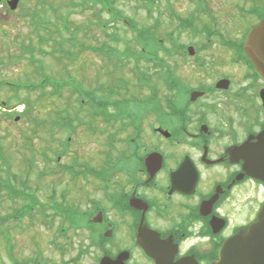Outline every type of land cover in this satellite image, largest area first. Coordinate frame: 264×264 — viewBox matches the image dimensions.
I'll list each match as a JSON object with an SVG mask.
<instances>
[{
	"label": "flooded vegetation",
	"instance_id": "flooded-vegetation-1",
	"mask_svg": "<svg viewBox=\"0 0 264 264\" xmlns=\"http://www.w3.org/2000/svg\"><path fill=\"white\" fill-rule=\"evenodd\" d=\"M200 8L170 27L171 64L155 77L165 99L122 101L113 152L110 135L101 134L100 158L83 162L75 154L64 164L70 147L60 142L57 177L71 175L73 187L81 181V196L78 203L69 201L71 190L56 197V212L70 215L56 217L58 226L43 232V264H216L224 243L257 220L264 182L250 175L247 160L264 132V75L245 44L264 22V0L224 7L227 26ZM236 16L249 24L229 30L242 25ZM95 120L103 121L84 116V124L72 123L74 137L79 130L93 136ZM106 122L102 129L109 132ZM239 192L246 193L247 223L232 225L226 210ZM147 245L157 252L148 253ZM34 259L18 261L10 252L8 262Z\"/></svg>",
	"mask_w": 264,
	"mask_h": 264
},
{
	"label": "rangeland",
	"instance_id": "rangeland-1",
	"mask_svg": "<svg viewBox=\"0 0 264 264\" xmlns=\"http://www.w3.org/2000/svg\"><path fill=\"white\" fill-rule=\"evenodd\" d=\"M105 1V0H104ZM118 1V0H117ZM151 4H145L142 0H121L117 2L118 8L122 11L123 15L133 20L143 32V34L150 37L152 35V43L151 41L146 42L145 46L134 45L137 49L136 54L145 55L147 51H151L153 53L154 58H162L166 65L169 66V58L166 55H163L164 50L168 51V43L166 41L168 34L171 32L170 27L176 24V21H182L188 15L194 14L196 11V6L190 0H149ZM71 2L80 3V0H20L17 11L8 12L6 8V4L2 3L0 6V60H4L7 62V66L0 65V82L12 83V84H21L24 87L32 86L41 83L44 79L48 77L52 82H61L68 80L69 76L75 77L81 85L86 89H96L97 84H104L106 87L110 85V78L107 77L108 72H104L101 70L102 67V59L99 58V54L97 53H86L79 57L78 61L75 63H71L66 59L56 60L48 55H39L37 52L34 56L25 55L23 52L22 43L26 40V36L29 35V31L33 29L31 25L35 23H40L45 30L50 33L55 28H57L60 24L61 27V16L63 15L68 20L72 21V23L76 25H87L90 21H95V13L96 11L92 10H83L82 5H72ZM238 3V0H201V8L200 10H206L208 15L210 13L215 16L218 20L222 19L223 24H230L228 22L229 18L226 17L225 13H227L224 7L234 6V4ZM246 7L248 8L247 4ZM147 9L153 10L151 14H147ZM246 9V8H244ZM68 11V12H67ZM73 11V13H72ZM33 12L39 13L38 19L36 22L32 20L31 14ZM200 15H203L200 13ZM150 18H149V17ZM177 16V20L175 18ZM244 17V16H243ZM104 20H107L108 17L106 14L102 15ZM201 20L206 21L207 19L204 16L200 17ZM235 23H241L242 25L236 24L234 27H230L229 30H236V26L243 27L248 26V20H243L236 16L234 19ZM28 23V24H27ZM96 23V21H95ZM31 24V25H30ZM159 24V26H157ZM223 26V24L220 22ZM122 25V26H121ZM233 25V24H231ZM227 26V25H225ZM122 29V32H119L121 37H131L130 32L125 31L124 24H120L119 26ZM191 31V29H188ZM111 33L112 30H107ZM92 36L95 41L90 40L89 42L96 45L97 43L107 42V38L103 32H99L97 27H93L91 31ZM179 32V31H178ZM19 38V44H15L18 41L15 39ZM78 39H82V35L80 34ZM183 41V40H182ZM35 45L37 46V42L35 41ZM115 46V44H113ZM132 45V46H133ZM156 46V48H155ZM117 47L122 48V45L119 44ZM55 48V46H54ZM53 44L50 43L43 47L46 52H50L53 49ZM157 51V52H156ZM17 56L24 58L18 62H16ZM122 62H127L125 59L122 60L121 56H117ZM30 59L38 60L34 65L31 64ZM132 62L130 68H132ZM145 64L140 63V66L144 67ZM150 68L153 69V65H149ZM39 68V74H34V69ZM154 71L152 70V74ZM68 74V77L67 75ZM127 73V82L131 85L130 91L120 90V93H125V98H129V101L133 99V97L138 94V90H134V85H137V78L132 77ZM124 76V71L122 75ZM122 78V77H121ZM126 78V77H125ZM114 81V80H113ZM129 85V86H130ZM133 86V87H132ZM160 89L161 95L160 99L164 100V96L166 95V91L158 87ZM109 91V88H106ZM50 91V89H47ZM140 94H142V91ZM156 92V91H155ZM97 94H99L97 92ZM143 96H138L143 99H151L150 92L143 91ZM39 92H31V94H26L25 91H20L18 94L19 99L31 98V101H35L40 105L37 106L35 112H42L43 115L39 117V120H50L49 117H46V114L52 113L54 109L52 108V103L55 106H65L69 101L73 102L75 98L72 97L71 92L68 88L63 90V96L61 99H54L50 101V98L45 95V98L39 101ZM12 93H10L9 87L7 89H3L0 91V102H10L12 99ZM179 97V96H178ZM18 100H12L10 102V108H14ZM40 102V103H39ZM122 102V101H120ZM60 107H57L58 109ZM56 108V109H57ZM78 106L76 104H72L70 112L73 113ZM40 109V110H39ZM45 109V111L41 110ZM24 107L19 106L13 110H5L0 107V139L3 147V153L5 157L9 160L10 172L14 175H17L18 178L24 177L27 174V171L30 168H33L32 174L30 178V187L37 189V197L40 198L41 202L44 204H51L50 195L53 187H56L57 196L63 190H71L70 191V202L78 203V199L75 200L79 195V185L82 184L76 182V184L72 185V182L69 176H61L55 177L54 175L46 176L42 179L38 178V172L44 170L45 162L41 157V153L45 148H52L54 150H60L59 144L61 141L65 140V133H57L55 132L53 136L50 135L49 125H42L41 128H38L36 136L33 137L31 129H33L34 125L33 121L37 120L34 117H26L20 120L19 122L14 121L15 116H20L21 112H23ZM131 111H135L136 109L131 106ZM57 110H55L56 112ZM91 113H96L97 110H90ZM36 113V114H37ZM88 115V114H87ZM86 115V116H87ZM115 129V128H113ZM111 131V129H110ZM114 132V131H113ZM76 141L74 142L72 139V144L70 146L69 151L67 152V157L63 159L64 164H69L74 159L75 154L80 157L83 162H90L94 159L100 158L102 151H105V147L100 143L104 140V136L98 132L97 135H89L85 131H78L75 137H72ZM100 143V144H98ZM119 148V144L116 145ZM2 160L0 159V166H2ZM10 173V174H11ZM11 174V175H12ZM28 175L25 176V179ZM7 178V175H3V178ZM60 179V182H58ZM19 180V179H18ZM72 187V189H70ZM86 187V186H85ZM87 189V188H86ZM88 190V189H87ZM82 191V189H81ZM246 193H237V197L234 200L233 204L230 205V208H227V214L232 212L230 216L232 221V225H244L247 223L248 211L247 208H241L242 202L247 197H242L241 195H245ZM248 197L252 196L253 193L247 194ZM261 195V196H260ZM85 196V195H84ZM263 194L254 192V198L258 199L262 198ZM253 199V200H255ZM21 205L13 206L4 198L0 199V214L2 216H6L8 213L13 212L14 208H19ZM85 205H83L84 207ZM40 208L34 211V221L31 222L28 219H24L20 225L15 224L14 222L6 221L4 228L9 229L10 232L6 233V237L4 241L0 237V264H9L8 257L6 255V249L8 246V251H10L15 259L18 261H22L23 258H28L31 255H35V259L31 262L32 264H43L44 260L38 259L40 253H43L45 249L42 235L43 232H47L46 229L49 227L44 226L41 223V219H39ZM55 220V222H54ZM51 225L53 227H57L59 224L58 219L51 218ZM11 247V248H10ZM7 251V252H8ZM40 258V257H39ZM49 258L45 259L48 260Z\"/></svg>",
	"mask_w": 264,
	"mask_h": 264
},
{
	"label": "trees",
	"instance_id": "trees-1",
	"mask_svg": "<svg viewBox=\"0 0 264 264\" xmlns=\"http://www.w3.org/2000/svg\"><path fill=\"white\" fill-rule=\"evenodd\" d=\"M121 1V0H118ZM117 0H81L82 2V9L83 10H92L96 11L95 13V18H96V23L95 21H90L87 25H76L72 23V21L67 20L64 16L61 17L60 23L63 27L64 30H61L60 24L57 28H55L53 31L48 33L45 28L42 27L40 23H35L34 25H31L33 27L32 30L29 31V35L26 36V40L22 43L23 45V52L24 56L29 55V56H34L35 53L37 52L39 55H48V57H51L56 60H63V59H68L71 63H75L78 61L79 57L83 54H90V53H97L99 54L100 57H102V67L101 70H103L105 73L109 71V74L107 77L110 78V88L108 93L110 96H116L120 95V92H117V90H120L122 87V76L119 74L118 71L113 72L114 69L120 70L122 69L121 60L117 57L119 53H122V49L117 47L119 44H122V37H118L117 33H110L107 31L109 29L108 23L104 24L101 22V9H99V5H103L104 8H109L111 12H114L116 10V13L118 14L120 10L118 9L117 5ZM39 16V13L33 12L31 14L32 20L34 22L37 21ZM119 17L114 20V22L118 23ZM63 19V20H62ZM113 22V21H111ZM115 23V24H116ZM28 24V23H27ZM93 27H97L99 32H103L104 35L107 38V42L103 43H97L96 45L90 43V40L95 41L96 38L92 36L91 29ZM82 35V39H78L79 35ZM141 36H144V38H148L145 36V34H141ZM151 36V34H150ZM153 37H149L146 39V42L151 41L152 43ZM18 41L15 44H19V38H16L15 41ZM35 41L37 42V46L35 45ZM52 43L53 48H55L50 51L46 52L43 47ZM115 44V46L113 45ZM153 44V43H152ZM143 46H145V43H143ZM156 47V46H155ZM149 54H151V51H147ZM23 57L20 58V56H17L16 62L22 60ZM26 58V57H25ZM24 58V59H25ZM38 60L35 59H30V62L32 65H34ZM0 65L2 66H7V62L4 60H0ZM34 74L38 75L39 74V68L34 69ZM68 75V74H66ZM69 78H72L69 76ZM114 80V81H113ZM100 84V83H98ZM6 86H9L10 93H12V100H18L17 105H24L25 106V111L21 113V120L26 117H34L37 120L33 121V124H35L33 129H31L32 134H36L37 129L39 126L44 124L49 125L50 131L53 134L55 132L54 127L56 126L57 121L54 120L56 112L58 111V108L55 107L54 103H52V108L54 109L53 114L50 112L46 114V117H49L51 120V124L49 121H40L39 117L43 115L42 112H35L37 106L40 107L39 104L36 103V100L31 101V98H24V99H19L18 94L20 91L25 90L26 93L29 95L31 92H39V101L43 98H45L46 94L49 98L50 101L56 99L58 97V93L60 92L62 94V89L66 87H70L69 85H58L56 86L55 82H52L51 79L48 77L47 79H44L41 83L24 87L21 84H10L6 82H0V91L3 90V88H6ZM47 89H50V92H47ZM99 89V88H98ZM97 89V90H98ZM73 94H80V95H88L89 96V105H94V108L96 107H103L105 106V101L106 97L104 95L106 94V90L102 91L101 94L102 96H99L96 92L93 91L92 89H89L88 91H84L83 88H81V85L78 83L76 85L72 84V88L70 89ZM118 94V95H117ZM121 96V95H120ZM111 98V97H110ZM39 102V103H40ZM120 102V101H119ZM117 103L118 110H122V105L120 103ZM10 104V102H8ZM122 103V102H121ZM8 105V104H7ZM9 106V105H8ZM41 108V107H40ZM57 108V109H56ZM40 110V109H39ZM45 111V109H41ZM55 110H57L55 112ZM37 113V114H36ZM97 115V114H96ZM104 117H106V114L102 113ZM81 125L83 123L79 122ZM69 128H71L72 124H68ZM0 157L2 158L3 162L5 165L9 164V160L5 157L3 153V148H2V143L0 139ZM1 169V168H0ZM32 170L28 171V175L30 176L32 174ZM69 172L72 170L69 169ZM4 174L3 169L0 170ZM10 170L7 171L8 178H3L0 174V196L5 195L7 198H11L13 201V204L15 205H21L15 212L11 214H7L6 216H2L0 214V232L1 230H7L4 228L5 222L8 220H13L15 219L17 222L20 223L22 219L26 217V215H29V217L32 219V222L34 221V218L32 217L34 215V211L38 209L39 203L37 200V189H34L30 187V182H29V176L28 178L25 179V177L18 178L14 174H10ZM6 174V172H5ZM59 172H56L55 175H58ZM45 176V174L42 172L40 176ZM38 174V177H40ZM19 179V180H18ZM30 199L29 200H27ZM29 202V203H27ZM6 232H10L7 230Z\"/></svg>",
	"mask_w": 264,
	"mask_h": 264
},
{
	"label": "water",
	"instance_id": "water-1",
	"mask_svg": "<svg viewBox=\"0 0 264 264\" xmlns=\"http://www.w3.org/2000/svg\"><path fill=\"white\" fill-rule=\"evenodd\" d=\"M3 0H0V3ZM20 0H12L9 5L13 10ZM246 53L254 62L259 72L264 75V22H262L248 38ZM259 144L248 156V169L252 175L264 181V132L259 137ZM245 147V152L248 149ZM148 253L157 251L151 246H144ZM216 264H264V206L258 220L249 230L241 231L229 239L223 246L220 261Z\"/></svg>",
	"mask_w": 264,
	"mask_h": 264
}]
</instances>
